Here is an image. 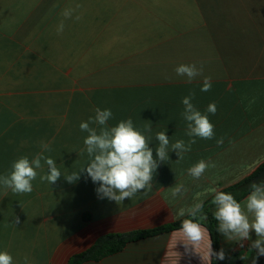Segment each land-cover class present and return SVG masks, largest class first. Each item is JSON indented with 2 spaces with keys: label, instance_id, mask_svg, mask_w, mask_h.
Returning a JSON list of instances; mask_svg holds the SVG:
<instances>
[{
  "label": "crops",
  "instance_id": "crops-1",
  "mask_svg": "<svg viewBox=\"0 0 264 264\" xmlns=\"http://www.w3.org/2000/svg\"><path fill=\"white\" fill-rule=\"evenodd\" d=\"M193 63L203 73L189 83L175 69ZM190 92L214 126L212 139L186 134L182 99ZM210 103L214 115L206 111ZM96 108L112 111L109 127L131 118L151 137L154 158L156 134L164 131L170 140L169 160L151 189L118 204L99 199L86 173L73 184L63 177L90 163L88 133L79 126ZM190 139L196 142L179 159L171 144ZM40 153L62 173L55 184L40 180L48 171L43 160L31 193L0 184V251L13 264H68L101 237L169 226L251 176L264 164V0H0V176L19 158ZM200 160L215 167L196 179L187 170ZM178 184L187 191L174 197ZM201 225L200 245H185L179 228L82 264H212L211 234ZM250 236L241 242L220 234L230 257L220 264H251L254 231Z\"/></svg>",
  "mask_w": 264,
  "mask_h": 264
},
{
  "label": "clouds",
  "instance_id": "clouds-1",
  "mask_svg": "<svg viewBox=\"0 0 264 264\" xmlns=\"http://www.w3.org/2000/svg\"><path fill=\"white\" fill-rule=\"evenodd\" d=\"M79 7V5H77ZM65 18L72 15L71 9H65L62 13ZM80 19L79 16L76 17ZM64 29L63 21L57 27V32L62 33ZM175 72L179 76H186L190 83L198 75H202L203 66L200 68L193 64H181L176 67ZM211 89V78L205 77L201 91L207 92ZM195 93L190 92L182 99L184 111L182 116L187 121V135L212 139L214 136V126L206 114H202L191 102ZM95 116L89 117L87 122H81V131L87 132L88 136L84 140L86 152L90 157V163L79 171L64 175V179L73 184L80 180L81 174L86 173L94 184H98L95 189L99 199H107L118 204L135 196L138 192L150 190L154 174L159 165L169 160V137L164 131L156 134L158 146L155 148L156 158L153 157V149L149 147L150 136L142 134L137 130L131 118L118 122L116 126L109 127L107 122L113 117L110 109L101 110L96 108ZM207 113L215 114L217 107L215 103H210L206 109ZM101 126L99 131L90 125ZM151 132V123L144 130ZM195 139H190L186 144L183 140H178L171 144V151H175L179 159L183 153L191 150V145ZM223 138L217 140V144H222ZM45 150H50L48 145H42ZM178 159V160H179ZM47 165V174L40 176L41 181L55 184L62 176L56 162L43 153L36 155L31 161L28 157H21L12 164L10 174L0 176V184L13 193H31L33 190L32 181L37 178L36 169L43 167L41 161ZM215 167L204 160L190 167L188 174L199 179L206 169ZM187 189L182 184L174 187L172 195L175 197ZM216 206L214 213L218 221L217 232L228 240H239L241 242L251 240L250 233L254 231L256 239L251 241L250 247L255 250V256L251 259V264H257L259 257L264 256V187L254 183L252 191L247 196L243 206L231 193L217 191L213 198ZM203 202H198L190 209L188 215L191 219H184L181 224L180 232L189 241L185 245H200L204 240L206 229L196 222L194 218L202 212ZM251 214V218L249 216ZM179 215L184 216L185 211L181 210ZM207 217L200 215V220ZM19 223V218L15 219ZM243 247V243H241ZM207 256L209 260L215 258L223 261L227 257L226 252L221 248L218 252L212 248V241L209 237L207 243ZM27 259V258H25ZM241 260L248 259L241 256ZM0 264H13V257L7 251H0Z\"/></svg>",
  "mask_w": 264,
  "mask_h": 264
},
{
  "label": "trees",
  "instance_id": "trees-1",
  "mask_svg": "<svg viewBox=\"0 0 264 264\" xmlns=\"http://www.w3.org/2000/svg\"><path fill=\"white\" fill-rule=\"evenodd\" d=\"M264 169V164L258 168L251 176L245 178L241 182L222 190L225 193H231L233 197L239 202L244 197H246L252 191V180ZM259 186H264V181H262ZM213 198L204 205L202 212L198 213L197 217L194 218L196 222L203 223L210 231L212 238V248L214 251H219L221 249L220 233L217 232L218 221L215 219L214 213L216 211V206L213 204ZM203 215L207 218L205 220H200L199 216ZM188 216L184 219H191ZM179 220L169 226H164L154 230L145 231H135L126 234H112L105 237H101L96 241V243L87 249L86 251L74 255L68 264H82L86 261L97 260L109 254L117 253L121 251L128 243L144 239L153 235L161 234L164 232H169L181 228L182 221ZM212 264H220V260L212 258Z\"/></svg>",
  "mask_w": 264,
  "mask_h": 264
},
{
  "label": "water",
  "instance_id": "water-1",
  "mask_svg": "<svg viewBox=\"0 0 264 264\" xmlns=\"http://www.w3.org/2000/svg\"><path fill=\"white\" fill-rule=\"evenodd\" d=\"M264 181V169L252 180L253 184H260Z\"/></svg>",
  "mask_w": 264,
  "mask_h": 264
}]
</instances>
